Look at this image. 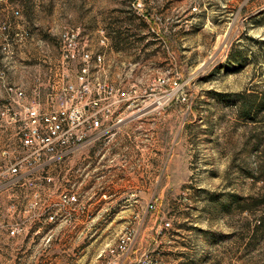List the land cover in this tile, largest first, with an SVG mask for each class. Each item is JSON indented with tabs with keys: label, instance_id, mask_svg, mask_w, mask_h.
Listing matches in <instances>:
<instances>
[{
	"label": "rangeland",
	"instance_id": "374dc122",
	"mask_svg": "<svg viewBox=\"0 0 264 264\" xmlns=\"http://www.w3.org/2000/svg\"><path fill=\"white\" fill-rule=\"evenodd\" d=\"M69 29L103 55L91 72L117 91L116 128L38 166L36 186L6 172L19 144L0 132V264H105L129 225L155 264H264V0H0V106L16 88L51 102L34 91L66 70Z\"/></svg>",
	"mask_w": 264,
	"mask_h": 264
},
{
	"label": "built area",
	"instance_id": "2783aa9c",
	"mask_svg": "<svg viewBox=\"0 0 264 264\" xmlns=\"http://www.w3.org/2000/svg\"><path fill=\"white\" fill-rule=\"evenodd\" d=\"M14 14L19 15L20 11L17 9ZM79 37L80 31L75 29L61 33V62L66 70L45 95L50 103L46 106L40 102L25 104L21 102L25 91L16 88L13 103L3 101L0 106V129H13L19 144L13 148V161L6 167V172L14 176L26 175L30 186L38 184L34 176L38 166L63 163L86 142L99 139L116 128L106 127L105 122L114 112L117 91L111 83L91 72L92 67L101 66L103 55L93 53ZM72 63L78 65L74 78L67 71ZM170 85L175 88L178 81L173 79ZM13 105H19L20 111ZM8 146L3 144L0 148L1 161L11 158ZM41 179L47 183L54 180L48 172ZM38 193L35 189L34 195ZM60 200L63 204H75L79 202V195L76 191L62 189ZM153 208V204L148 206V210ZM169 225V222L165 223V226ZM17 232V226L10 228V234ZM138 239V226H127L108 249L105 264H155L151 255L140 248Z\"/></svg>",
	"mask_w": 264,
	"mask_h": 264
},
{
	"label": "crops",
	"instance_id": "0c3cea01",
	"mask_svg": "<svg viewBox=\"0 0 264 264\" xmlns=\"http://www.w3.org/2000/svg\"><path fill=\"white\" fill-rule=\"evenodd\" d=\"M3 60H4V56H3V52L1 51V49H0V68H2V65H3ZM47 85H49L48 83H45V82H43V83H40L39 85H36V91H34V92H38V93H40V94H42V96H44V95H46V93L48 92V86ZM32 91V90H31ZM30 91V92H31ZM2 130L0 129V132H1ZM79 158V153H75L74 155H72L68 160H66L65 162H70L71 163V161L73 162V160L75 159V158ZM0 169H2V164H1V160H0ZM3 178V174H2V170H0V180ZM115 194V193H114ZM104 195H107V196H112L113 194L112 193H110V192H108V193H104ZM128 209H122L121 210V212H124V211H127Z\"/></svg>",
	"mask_w": 264,
	"mask_h": 264
},
{
	"label": "trees",
	"instance_id": "16d2710c",
	"mask_svg": "<svg viewBox=\"0 0 264 264\" xmlns=\"http://www.w3.org/2000/svg\"><path fill=\"white\" fill-rule=\"evenodd\" d=\"M262 106H264V101H263ZM242 109H243V112L246 116L251 115L253 112V103L251 101L245 100L243 102ZM255 200L256 199H251V202L254 203ZM260 204H262V206H264V197L261 199ZM247 206H249V205H247ZM246 208L248 209L249 207H246ZM260 220L264 223V215L260 217Z\"/></svg>",
	"mask_w": 264,
	"mask_h": 264
}]
</instances>
